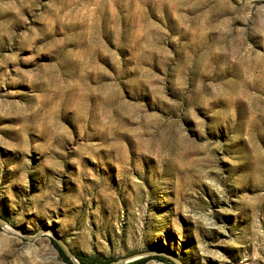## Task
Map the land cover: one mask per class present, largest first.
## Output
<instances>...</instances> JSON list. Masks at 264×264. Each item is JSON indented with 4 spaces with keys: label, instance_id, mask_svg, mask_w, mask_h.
Here are the masks:
<instances>
[{
    "label": "rangeland",
    "instance_id": "374dc122",
    "mask_svg": "<svg viewBox=\"0 0 264 264\" xmlns=\"http://www.w3.org/2000/svg\"><path fill=\"white\" fill-rule=\"evenodd\" d=\"M55 237L264 264V0H0V264Z\"/></svg>",
    "mask_w": 264,
    "mask_h": 264
},
{
    "label": "trees",
    "instance_id": "16d2710c",
    "mask_svg": "<svg viewBox=\"0 0 264 264\" xmlns=\"http://www.w3.org/2000/svg\"><path fill=\"white\" fill-rule=\"evenodd\" d=\"M52 242L54 246L58 249L61 258L68 264H73L72 260L65 253V251L60 246V244L56 240H53ZM74 254L84 264H106V263L113 261V260L104 259L100 257L99 255H83V254H79L76 252H74ZM164 259L167 261V264H176L175 262L171 261L168 258H164ZM148 260H149V257L145 256V257H142V258H139V259H136V260L124 263V264H145Z\"/></svg>",
    "mask_w": 264,
    "mask_h": 264
},
{
    "label": "water",
    "instance_id": "95a60500",
    "mask_svg": "<svg viewBox=\"0 0 264 264\" xmlns=\"http://www.w3.org/2000/svg\"><path fill=\"white\" fill-rule=\"evenodd\" d=\"M55 240L60 244V246L65 251V253L70 257V259L72 260L73 264H84V263H82V262H80L78 260V258L75 256L74 252L69 248V246L67 245V243L64 240H62L59 237H55ZM137 259H139V258H137ZM76 260H78V261H76ZM130 261H133V260H130ZM130 261H126L124 259H121V260H116V261L114 260V261H111V262L106 263V264H124V263L130 262Z\"/></svg>",
    "mask_w": 264,
    "mask_h": 264
},
{
    "label": "bare ground",
    "instance_id": "6f19581e",
    "mask_svg": "<svg viewBox=\"0 0 264 264\" xmlns=\"http://www.w3.org/2000/svg\"><path fill=\"white\" fill-rule=\"evenodd\" d=\"M76 261H78V260H76Z\"/></svg>",
    "mask_w": 264,
    "mask_h": 264
}]
</instances>
